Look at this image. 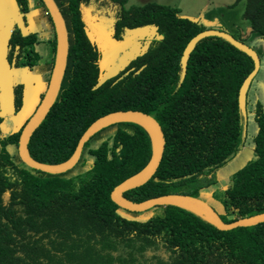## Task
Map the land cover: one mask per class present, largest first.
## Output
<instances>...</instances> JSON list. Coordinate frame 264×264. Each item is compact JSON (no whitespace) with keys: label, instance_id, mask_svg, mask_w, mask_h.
<instances>
[{"label":"trees","instance_id":"obj_1","mask_svg":"<svg viewBox=\"0 0 264 264\" xmlns=\"http://www.w3.org/2000/svg\"><path fill=\"white\" fill-rule=\"evenodd\" d=\"M54 1L68 37L64 87L30 137V158L61 164L96 119L139 111L160 125L164 151L151 179L123 198L139 203L172 194L196 197L214 185L216 171L249 146L251 158L227 179L221 209L215 211L227 224L264 213V107L247 96L254 78L245 112L238 105L252 60L226 40L206 37L190 53L181 80L184 48L208 29L205 24L156 3L126 7L127 0ZM15 2L22 26L12 28L6 39L9 68L32 72L52 66L55 33L46 41L49 57L42 61L31 48L37 33L23 28L28 0ZM242 18L250 32L264 39V0H246ZM104 22L113 41L128 37L138 44L133 51L121 50L128 61L100 83L99 53L88 32ZM144 27L150 29L142 37L135 30ZM23 101V85L15 83L13 115ZM8 117L0 114V264H264V222L221 231L175 206H160L158 214L144 219L123 217L128 211L115 205L110 193L149 162L152 143L143 127L118 123L101 129L84 144L78 166L51 175L21 162L17 147L24 125L7 130ZM249 117L255 125L252 135L246 132Z\"/></svg>","mask_w":264,"mask_h":264},{"label":"rangeland","instance_id":"obj_2","mask_svg":"<svg viewBox=\"0 0 264 264\" xmlns=\"http://www.w3.org/2000/svg\"><path fill=\"white\" fill-rule=\"evenodd\" d=\"M146 3H156L175 8L178 10L181 17L203 23L208 29H214L227 33L252 49L260 60V67L253 79L247 96L249 102L258 101L264 107V39L258 34L250 32L249 22L242 18L246 0H127L126 7L142 6ZM35 17L36 21L34 22L32 17L26 14V16L22 18V22L27 23L28 27L32 26L31 28L25 30L26 33H35L38 31L37 43L34 44V42H32L31 48L40 54L42 61H46V58L49 57V47L46 41L51 38V33L54 32L53 23L48 13L36 11ZM19 20L21 21V18H19ZM8 24L10 25L11 23L9 22ZM102 24V26H93L90 30L91 32H88L90 39L93 43H96L97 51L99 53L98 65L100 69V83L117 72V70L120 69L124 63V58L122 62H120L119 58L121 56L118 57V55H115L118 47H114L116 46L115 44L111 47L110 44H108V41H105L106 39H109L112 34V30H107L110 25L106 24V22ZM16 26H19L18 22L15 24V27ZM12 28L13 26H8V30ZM50 28H52L53 31L49 30ZM149 29L150 27H144L143 29L135 31H142L143 37ZM7 33L8 31L6 32V35ZM127 39L128 37L124 40V42H126ZM131 43L132 41L128 44V47H131ZM140 44H142V42H140ZM118 45L120 44L118 43ZM132 48L134 47L132 46L131 49ZM115 59L116 62H114ZM0 61L4 64L5 58L1 56ZM52 66L40 65L32 72H28L26 69H21L19 72H12V80L9 79L8 81H0V94L3 102L0 107V114L9 115L8 119H5L4 121L8 127L7 130L12 125V131L16 132L24 125L27 119L32 116L47 88L49 82L48 76L51 73ZM15 83H22L24 101L22 109L18 112V114L13 115L11 97L13 85ZM62 87H64L63 83ZM246 132L248 135H252L255 132V125L251 117L247 118ZM251 156L252 152L249 146L242 148L236 156L227 163V165L215 172L216 182L214 185L199 190L196 197L210 205L213 209L218 210L217 208H219L220 210L221 207L219 205V197L221 191L225 187V182L237 169L242 167L251 158ZM77 173L79 172H76L75 174ZM159 208L160 207H153L141 213L126 212L123 217L128 219H144L150 216L153 211V214H158L159 212H155V210Z\"/></svg>","mask_w":264,"mask_h":264},{"label":"water","instance_id":"obj_3","mask_svg":"<svg viewBox=\"0 0 264 264\" xmlns=\"http://www.w3.org/2000/svg\"><path fill=\"white\" fill-rule=\"evenodd\" d=\"M48 15L53 23L54 33L56 36V55L54 64L51 69L49 82L45 92L42 95L39 105L36 107L32 116L24 124L18 139V156L22 163H24L29 168L48 173L51 175H57L65 173L71 170L78 162L84 144L101 129L106 128L113 124L118 123H134L143 127L151 138L152 143V155L146 166L140 170L138 173L123 181L117 185L110 193L111 201L117 205L119 208L132 213H141L147 211L153 207L160 206H175L183 208L192 213H195L209 223L213 224L218 230L228 231L235 229L237 227H250L255 226L259 223L264 222V213L256 214L250 217L238 219L231 223H224L219 217L218 213L210 205L204 201L198 199L197 197L182 195V194H172L157 197L154 199L146 200L139 203H133L125 198L123 194L132 189L138 188L146 184L157 170V167L162 158L164 151V136L160 125L157 121L150 115L139 111H116L104 115L96 119L91 125L85 130V132L80 137L75 150L71 157L65 162L58 165H46L33 161L28 153V142L34 131L40 126L42 121L45 119L46 115L55 103L59 91L61 89L63 78L66 69L67 55H68V37L67 30L63 17L55 3L54 0H41ZM206 37H219L226 40L233 47L240 50L246 54L253 62V70L244 79L238 93V105L242 112H245L246 107V93L252 79L257 74L260 67V60L257 54L250 49L248 46L242 42L236 40L231 35L214 30L207 29L197 35H195L186 45L182 53L180 60L181 66V77L182 80L185 72L186 65L190 53L194 49L195 45L202 39ZM183 204H186L192 208L198 209L201 213L189 209ZM204 214V216L202 215Z\"/></svg>","mask_w":264,"mask_h":264},{"label":"crops","instance_id":"obj_4","mask_svg":"<svg viewBox=\"0 0 264 264\" xmlns=\"http://www.w3.org/2000/svg\"><path fill=\"white\" fill-rule=\"evenodd\" d=\"M38 4H39L38 0H28V7L30 8V10L27 13V15L31 16L34 22L36 21L35 12L36 11L42 12L38 8L39 7ZM19 18H20V13L15 0H0V38L2 39V42H0V59L1 56L3 58H5L6 56V39L8 37L9 32L11 31V29L8 30V26H13L14 28L15 24L18 22L19 24L18 27H21L22 25ZM9 22L11 23L10 25L8 24ZM26 25L23 28L28 29L32 27V26L28 27L27 23ZM7 31L8 33L6 35ZM130 42L131 41L127 39V41L121 45L122 47L119 46L121 47V49L117 50L115 55H117L118 52L121 51L124 47L126 48L127 46H129L128 44H130ZM114 44L116 45L114 47H117L118 43L116 42ZM110 46L113 47V45L111 44ZM123 58H124V63H123L124 65L128 61V58L125 59L126 58L125 56ZM123 58L121 60L119 59V61L122 62ZM114 62H116V59L114 60ZM12 72L14 71L10 70L8 64L6 63V59L4 64L2 63V61H0V81H8L9 79L12 80V75H11Z\"/></svg>","mask_w":264,"mask_h":264},{"label":"flooded vegetation","instance_id":"obj_5","mask_svg":"<svg viewBox=\"0 0 264 264\" xmlns=\"http://www.w3.org/2000/svg\"><path fill=\"white\" fill-rule=\"evenodd\" d=\"M105 29H106V28H105ZM107 30H109V29L107 28ZM105 41H106V42L108 41V44H111V45H114V43H116V42L119 43L120 45H117L118 50L121 49V47H122L121 45L124 43V41H123V43H120L119 41H113L111 38H110V39H106ZM126 41H127V40H126ZM136 44H138V41H132V43H131V47L134 46V45H136ZM119 46H121V47H119ZM127 48H128V47H127ZM128 51H133V48H132V49L130 48ZM117 55H118V57L121 56V57L119 58L120 60L125 56V55L122 53V51H119ZM119 65H120V64H119Z\"/></svg>","mask_w":264,"mask_h":264},{"label":"bare ground","instance_id":"obj_6","mask_svg":"<svg viewBox=\"0 0 264 264\" xmlns=\"http://www.w3.org/2000/svg\"><path fill=\"white\" fill-rule=\"evenodd\" d=\"M183 206H185V207H187V208H189V209H192V210H194V211H196V212L201 213L198 209L192 208V207H190V206H188V205H186V204H183ZM202 215L204 216V214H202Z\"/></svg>","mask_w":264,"mask_h":264},{"label":"clouds","instance_id":"obj_7","mask_svg":"<svg viewBox=\"0 0 264 264\" xmlns=\"http://www.w3.org/2000/svg\"><path fill=\"white\" fill-rule=\"evenodd\" d=\"M45 13H47V12H45ZM52 69V68H51ZM50 77V76H49ZM49 81V80H48Z\"/></svg>","mask_w":264,"mask_h":264}]
</instances>
